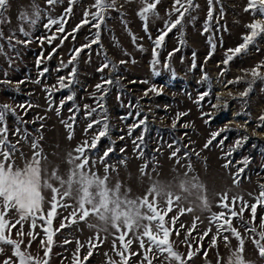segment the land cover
I'll list each match as a JSON object with an SVG mask.
<instances>
[{
    "label": "rangeland",
    "instance_id": "1",
    "mask_svg": "<svg viewBox=\"0 0 264 264\" xmlns=\"http://www.w3.org/2000/svg\"><path fill=\"white\" fill-rule=\"evenodd\" d=\"M108 2L113 7L104 12L99 42L80 53L74 61V83L63 89L58 87V78L66 77L72 66L62 68V62L67 64L72 50L87 44L96 32L91 24H84L73 33L81 25L85 11H96L94 0H78L68 15L65 10L69 0H56L51 5L47 0H8L7 8L0 9V106H10L5 123L8 141L16 147L11 157L13 169L22 170L31 161L32 144L36 142L42 155V182L63 192L67 182L72 181L71 197L63 201L67 207L58 206L49 228L54 235L48 264H74V254L76 264H120V242L116 240L119 233L113 229L111 219L101 220L93 215L84 222L77 216V223L70 222L80 187L79 175H72L75 164L70 163V156L76 155L75 149L85 140L90 142L98 134L100 124L87 129L88 123L96 120H106L108 134L89 153L85 171L100 177L107 175V187L114 193L119 185L113 199L118 197L121 202L137 201L155 186L159 195L153 194V198L166 207L171 193L176 203L165 218L166 226L173 228L169 240L174 252L185 258L189 251L193 252L186 264H264L258 247L264 246V203L256 200L264 186V121L260 119L264 116V79H256L248 95H241L249 89L251 70L264 65V33L245 51L233 55L227 65L223 63L227 55H232L227 50L244 43L242 37L250 34L247 26L261 17L258 13L254 17L251 10L245 11L249 0H213V18L209 30L204 32L209 0H193L197 7L185 15L183 27L177 26L165 36L156 49L158 63L153 66L154 41L165 22L178 16L173 9L174 0H159L157 15H149L147 20V32L138 15L144 7L142 0ZM62 17L63 33L57 31L59 24L45 27L49 19ZM23 32L29 35L25 37ZM68 33L73 35L61 44V38ZM53 35L57 38L49 44L48 37ZM105 56L116 66L115 70L111 65L103 72L97 70ZM44 68L48 71L41 76ZM260 73L264 76V67ZM107 79L113 83L105 84ZM37 80L40 82L36 83ZM98 84L103 88L98 90ZM204 92L209 95L198 104L196 101ZM69 95L73 96L71 101L67 100ZM61 101L63 107L57 115ZM181 113L184 115L178 116ZM72 116L74 121L69 119ZM140 120L145 123L133 127ZM66 123L72 124V128L66 127ZM221 129L226 131L206 148L211 133ZM223 137H227L223 144L218 143ZM242 137L247 140L235 147ZM109 147L113 151L105 160L103 152ZM225 193L229 203L240 198L234 207L239 215L231 218L236 236L231 231L218 234L216 225L209 221L214 213L224 211L218 205L220 195ZM41 194L46 217L52 192L45 188ZM203 199L208 208L203 207ZM253 204L255 217L251 212ZM180 208H192L194 212L181 215ZM172 217H176L174 226ZM6 218L15 222L18 216L11 209ZM44 227L47 225L37 214L34 229L29 219L23 223L24 235H18L14 228L11 239L22 241V250L37 260L45 259ZM126 239L133 241L131 252L141 253L131 256L127 264H141L144 250L139 240L131 233ZM149 255L152 264H168L166 253ZM11 256V247L4 245L0 264Z\"/></svg>",
    "mask_w": 264,
    "mask_h": 264
},
{
    "label": "snow or ice",
    "instance_id": "2",
    "mask_svg": "<svg viewBox=\"0 0 264 264\" xmlns=\"http://www.w3.org/2000/svg\"><path fill=\"white\" fill-rule=\"evenodd\" d=\"M56 0H47L49 5L55 3ZM78 0H69V7L65 10V15L70 14L73 11V5L76 4ZM144 7L140 9L138 12L139 17L144 22V28L147 32V20L149 15H157L155 9L159 4V0H142ZM213 0H209V11H208V22L204 25V32L209 30L210 24L209 22L213 18L212 11ZM8 5V0H0V9H6ZM93 7L96 9L95 12L85 11L84 19L81 21V25H78L76 29L73 30V33L78 31L79 28L84 24H91L93 28L96 29V32L93 34V38L89 40L87 44L81 45L79 48H75L72 50L70 58L67 64L62 62V68L72 66L71 71L68 75L60 76L58 78L57 84L60 89L69 88L74 83V77L76 76V66L74 61L77 60L80 53L84 51L85 48H91L93 44H97L100 38V29L101 25L104 22V12L113 7V4L109 3L108 0H94ZM197 7L193 0H174L173 9L176 13H178L177 18L173 21L169 19L165 22L164 28L160 31V34L154 41L153 47V60L152 64L155 66L158 63L157 60V52L156 49L161 47L162 42L164 41L165 36L175 29L177 26L183 27L182 21L186 14H190L191 10ZM252 11V14L255 15L258 13L261 17L260 19H254V22L249 24L247 27L250 29V34L242 37L244 43L237 46L235 49H228V53H232V55H227L226 59L223 61L225 65L233 58V55L239 54L242 51H245L249 44L254 43L256 37L260 34L264 33V0H249L248 6L245 8V11ZM91 15V19L89 16ZM171 16V13H169ZM93 21H95L93 23ZM35 23V21H31ZM64 19L63 17L59 20L57 19H49V24L45 25V27H49L50 25L59 24L60 27L57 29L58 32H64ZM73 33H68L61 38V44L63 41L68 38L69 35H73ZM23 35L27 37L29 34L27 32H23ZM55 35L48 37V43L51 44L52 40L56 39ZM135 40V37H133ZM20 43L21 41H17ZM209 43L212 45V48H215V44L212 43L211 39ZM55 50H53L54 54ZM49 55V59L51 55ZM171 55V54H170ZM195 56V54H193ZM40 61H37V66L39 67ZM120 63H125V61H121ZM112 66L113 70H115V65L112 64L110 60L105 56V62L97 69L100 72H103L104 69ZM167 67V65H165ZM264 67V65H257V67L251 70L252 81L249 82V89H246L241 93L242 96H247L248 91L251 88V83H254L256 79H264V76L260 73V68ZM48 71L47 68H44L40 75L43 76L44 73ZM158 74V73H156ZM207 79V77H205ZM240 78H238L239 80ZM40 81L37 80L36 83ZM4 83H9L8 81H4ZM105 84H112L113 81L111 79L104 80ZM231 83V82H230ZM57 87L56 85L53 86ZM97 89L100 90L103 88L102 84L96 85ZM152 91H156L155 89H151ZM106 91V89L104 90ZM51 95V92H49ZM147 95V92L145 93ZM208 92H204L200 95L198 100L196 101L198 104L204 100L206 96H208ZM73 96L69 95L67 100L71 101ZM102 99V97H101ZM63 101H61L60 107L56 109L57 115L60 114V108L63 107ZM219 104V100L217 101ZM213 107H217V105H213ZM10 106L5 104L0 106V253L3 252V246L8 245L12 249V256L8 257L3 261V264H48L47 257H49L51 251L52 237L54 235L53 232L49 231L50 226L52 225L54 216L57 212L58 206L67 207L66 204L63 203L65 198L71 197V184L72 181L69 180L68 187L61 192L58 188L51 186L50 184L43 183L41 180V160L42 155L39 151V144L33 142L32 148L34 150V155L30 162L26 164L24 169H13V165L11 163L12 154L16 151L15 145L11 144L8 141V129L5 123L6 113L9 111ZM69 111H73L70 109ZM92 111H95L94 109ZM88 116H91V111L87 113ZM184 115L183 113L178 114ZM209 115V114H205ZM74 121L75 116L69 118ZM264 121V116L260 118ZM145 120H140L138 124L133 125V127H139L143 125ZM94 124H100L101 127L98 129V134L94 135L91 138V141L85 140L80 146L75 149L76 155L74 157L70 156V163L75 164L72 175H79V181H77L80 185L79 187V198L76 201V205L73 208L71 213L70 222L77 223V216L79 221L86 222L89 216H97L101 220L111 219L112 227L116 233L119 235L116 237V240L120 242V248L117 250V255L120 257V264H127L128 259L131 256L141 255V253L131 252L130 246L132 244V239H126L129 233H131L137 240H139V246L143 251V260L141 264H152V258L149 253L153 255H164L165 259H167L168 264H173L175 260L176 264H186V259L191 260L193 257V252L189 251L187 254V258L181 256L179 253L174 252L172 244L169 240L170 233L173 228L166 226V216L169 212L172 211L173 205L176 203L172 199V194H168V199L166 201V207H161L156 203V200L153 198V194L159 195L155 186L151 188L146 194L145 197L140 198L137 201H123L121 202L118 197L117 199H113L114 196L117 195L119 190V185L116 186L117 192L114 193L107 187L108 177L105 175L104 177L97 176L94 173L86 172L85 168L89 165V153L92 150L97 149V145L101 137H104L108 134L109 125L105 121H90L87 125V129H92ZM66 127L69 129L72 128V124L66 123ZM175 127V122L173 124ZM187 127V125H185ZM132 129L129 130V135H131ZM226 131V129H221L219 131L211 133V138L205 144L207 148L208 145L212 144L213 140H216L217 137L221 136V132ZM71 138V136L69 137ZM227 137H223L218 143L223 144L224 140ZM140 140H143V137H140ZM247 137H242L240 140L236 141L235 147H239L242 141H246ZM235 148L229 151L228 155L232 154ZM113 149L109 147L106 151L103 152V158L106 160L109 157V153L112 152ZM177 151H179L177 149ZM172 155L175 157L176 152H173ZM79 161V163H76ZM123 162V161H121ZM224 167H228V164H225ZM141 171H144V168H141ZM108 172V167H105V173ZM61 185L65 182L63 180L60 181ZM194 187L202 185H193ZM49 189L52 192L50 210L47 212V216L43 214L42 211V190ZM95 189V190H93ZM151 198V199H150ZM220 204L218 205L224 211L220 213H214L210 218V224L216 225L217 233H222L224 231H231L234 236L238 235L235 229L231 226V218L236 217L239 214L234 210L237 200L240 198H233L231 203H229L228 195L222 194L219 197ZM179 200V197H176V201ZM257 203H264V186L261 187L260 195L256 198ZM203 207L208 208V202L206 199H203ZM123 203L124 207L121 209V204ZM244 207H248L246 204ZM14 209L18 219L13 222L11 219H7V214L9 210ZM244 211V208H241L240 213ZM185 212L193 213L194 210L192 208H180V214L183 215ZM251 212L253 217H255L256 213V204L251 205ZM37 214H39V219L44 221L47 227L43 228V231L47 237V244L44 245V257L45 259L37 260L32 257L28 252L23 251L21 248L22 241H16L11 239V230L16 229L17 234L23 236V223L25 221L31 220V227L34 229L36 227L37 222ZM65 219H69L66 217ZM198 219V217H197ZM176 221V217H172L171 223L174 226ZM17 225H20L17 228ZM61 228L65 227L64 223H61ZM89 227H91L89 225ZM254 231V229H251ZM29 236L32 235L31 232L28 233ZM99 237H97L98 239ZM116 240L113 241V248L116 249ZM261 241H264V236L261 237ZM29 242V247H30ZM68 243V241H65ZM215 243V239L213 240ZM259 250L262 255H264V246L258 245ZM189 248H191V244L189 243ZM79 246L77 248V253L79 252ZM91 246L89 249L88 255L90 256ZM88 257H85L86 261ZM74 264H76V255L74 254Z\"/></svg>",
    "mask_w": 264,
    "mask_h": 264
}]
</instances>
